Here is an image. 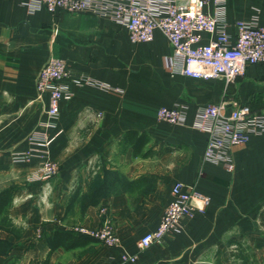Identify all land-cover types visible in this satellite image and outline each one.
I'll return each instance as SVG.
<instances>
[{
    "label": "crops",
    "instance_id": "crops-1",
    "mask_svg": "<svg viewBox=\"0 0 264 264\" xmlns=\"http://www.w3.org/2000/svg\"><path fill=\"white\" fill-rule=\"evenodd\" d=\"M253 16L264 26V0H226L229 33ZM154 35L133 44L121 23L95 11L53 16L0 0V191L17 190L0 218V264H264V132L227 148L229 171L224 162L202 160L209 135L194 127L204 105L264 112V64L248 66L232 85L171 75L172 50L160 31ZM51 58L62 59L71 76L102 86L67 80L72 97L60 102L56 128L44 129L59 132L47 157L13 164L12 154L29 149L27 137L45 120L48 96H37L35 79ZM180 104L188 107L184 126L156 119L160 107ZM132 129L147 134L146 148L160 154L141 159L123 148L121 137ZM45 162L56 174L30 180ZM177 182L207 198L205 210L183 218L163 244L140 250L139 238L157 228ZM105 219L119 248L92 242L49 253L54 231H94ZM237 244L248 261L231 256ZM122 253L136 255L135 262H123Z\"/></svg>",
    "mask_w": 264,
    "mask_h": 264
},
{
    "label": "built area",
    "instance_id": "built-area-1",
    "mask_svg": "<svg viewBox=\"0 0 264 264\" xmlns=\"http://www.w3.org/2000/svg\"><path fill=\"white\" fill-rule=\"evenodd\" d=\"M17 1L33 10L42 7L53 16L59 13L95 11L121 23L133 44L151 42L154 33L160 31L172 50L169 61L171 75L176 74L202 82L221 79L226 85H232L243 77L248 66L264 64V26L259 24L258 17L253 16L245 21H236L234 33H229L230 26L225 18L226 0ZM67 80L78 87L102 86L82 75L71 76L62 59H49L35 79L37 96L43 93L48 96L45 120L40 124L39 131H33L27 137L29 149L12 154L13 164H24L33 158L47 157L48 148L59 132L50 136L44 129L56 128L60 102L72 97L66 84ZM187 109L183 104L173 108L160 107L156 119L172 126H184ZM195 121V129L205 131L209 135L202 160L224 162L229 171L233 166L228 162L227 148L245 144L251 136H261L264 132V112L255 113L248 105L236 103H233L230 109L225 102L204 105L197 109ZM56 171L55 165L45 162L31 174L30 180L46 181L53 177ZM170 194L171 200L165 206L157 228L139 238L140 250L163 244L164 236L180 230L183 218H191L196 211L203 212L208 202L207 198L191 193L181 182L172 185ZM43 199L44 195L40 197L41 201ZM100 213L104 217L106 211L101 209ZM102 225L98 230L80 229L79 232L94 238L105 247L119 248L120 239L107 219ZM235 249V246L231 247V251L235 252ZM121 259L123 262L134 263L136 255L122 253Z\"/></svg>",
    "mask_w": 264,
    "mask_h": 264
},
{
    "label": "trees",
    "instance_id": "trees-1",
    "mask_svg": "<svg viewBox=\"0 0 264 264\" xmlns=\"http://www.w3.org/2000/svg\"><path fill=\"white\" fill-rule=\"evenodd\" d=\"M121 138L122 147L130 148L135 158L147 159L148 157L160 154V152H156L152 148H146L149 142V137L145 133H140L135 129L127 130ZM16 193L17 190L11 188L0 191V218L6 215L8 209L11 207ZM71 204L72 200L71 202L69 201L66 211H68ZM260 221L261 224L264 225V212L260 214ZM47 242L50 248L49 253H51L58 248H63L65 250L77 249L78 247L89 245L92 242H97V240L80 232L75 233L64 230H56L52 236L47 239ZM231 256L233 259L239 258L244 263L249 260L250 253L248 250H245L237 244L235 252H233Z\"/></svg>",
    "mask_w": 264,
    "mask_h": 264
}]
</instances>
